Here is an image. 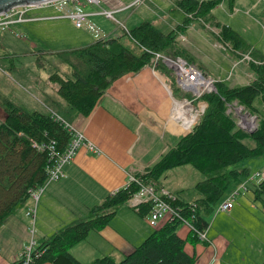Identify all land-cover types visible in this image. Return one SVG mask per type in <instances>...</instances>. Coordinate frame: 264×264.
<instances>
[{
    "label": "crops",
    "instance_id": "crops-1",
    "mask_svg": "<svg viewBox=\"0 0 264 264\" xmlns=\"http://www.w3.org/2000/svg\"><path fill=\"white\" fill-rule=\"evenodd\" d=\"M115 1L98 0V5L81 2L83 9L90 13L89 19L102 32L103 39L117 37L119 29L114 24L123 25L124 20H128L136 13L135 19L129 25L130 28L147 21L163 33L172 30L176 33V45L187 51L188 60L204 75L215 81L230 82L227 83L229 86L247 83L253 77L247 68V62L239 61L240 56L242 54H247L251 58L254 55L264 56V0H220L210 10V17L207 20H198L186 15L175 5V0H145L141 4L128 7L125 6L132 0H127L125 4ZM100 8L116 10L113 16L119 14L122 20H116L114 17L116 21H113L96 13ZM126 10L129 12L126 13ZM39 11L49 13L38 14ZM30 15L43 18L28 20L12 27V30L19 33L25 30L32 36L18 38L20 42L16 46L19 48V56L30 53L37 56L52 54L62 60L63 55L58 53L89 45L95 40L88 30L74 27L69 19L61 17L59 11L53 8L34 10ZM67 25L80 30L81 34H68L64 30ZM220 25L229 26L237 32L247 48L242 49L243 52L231 48L218 35ZM38 26H41L43 31L54 32L58 41L64 45L47 47L46 42L52 41L36 33L35 28ZM12 30L6 32L13 34ZM119 40L131 42L129 38ZM208 45L213 49L227 48L231 56L225 53L224 55L229 58L230 67L219 65L217 70L211 68L210 63L214 60L209 54ZM239 65H242V70L237 68ZM234 68H237L236 72ZM16 78L26 83V79L18 72ZM30 81L28 80V83ZM165 84L163 78L149 65H144L137 71L129 72L112 81L86 116L70 113L58 96L51 97L38 90L32 93L44 110V106L53 105L64 111L70 124L94 146L95 150L78 148L72 159L64 166V177L47 184L34 206L28 198L12 209L0 225V264H11L16 253L30 241H33L35 248L57 229L87 219L91 206L100 203L112 190L122 187L127 172L145 173L158 156L176 141L183 132L179 131L174 122L168 120L170 96ZM34 86L33 82L32 87ZM4 95L14 97L24 106L19 95L13 92V88ZM262 170L264 168L256 169L254 172ZM166 176L165 174L164 177ZM156 182L172 191L181 200H194L182 198L179 189L167 187L159 179ZM233 209L232 204L228 210L222 212L227 211L230 216ZM222 222L223 220L214 217L210 224L207 222V241H200L196 248L194 242H191V249H188V246L183 247L187 254L194 256L193 264H207L211 259L212 249L219 253L225 240L220 231ZM151 230L145 218L137 215L127 202H124L115 208L114 216L108 224L100 229L90 230L83 240L69 248V252L82 264H88L94 258L104 255L120 259ZM178 231L182 232L180 229ZM178 231L176 234L179 237L183 236V233L179 235ZM186 236L187 232L181 238ZM213 264H217V260Z\"/></svg>",
    "mask_w": 264,
    "mask_h": 264
},
{
    "label": "trees",
    "instance_id": "trees-1",
    "mask_svg": "<svg viewBox=\"0 0 264 264\" xmlns=\"http://www.w3.org/2000/svg\"><path fill=\"white\" fill-rule=\"evenodd\" d=\"M219 1L175 0V5L185 14L191 13L192 18L207 20L210 10ZM124 34L131 40L136 53L122 44L120 36L94 40L89 45L58 53L63 55L62 61L69 66L70 75L53 70L48 79L55 83L54 91L70 113L86 116L112 81L150 65L152 51L167 56L179 55L188 60L187 51L176 45V33L172 30L163 33L150 22L142 21L128 31L124 29ZM218 35L238 52L247 48L229 26L220 25ZM252 58L260 61L247 62L253 78L234 86L214 81L215 91L204 92L196 99L204 111L194 127L179 135L140 175L157 180L167 169L186 164L199 172L203 177L194 184L198 197L184 201L177 196L174 202L175 206L181 207V214L191 218L198 228L207 225L204 216H208L216 203L249 175L246 168H236L235 164L264 153V115L253 106L256 97L264 105V56ZM153 69L170 86L174 98L184 95L161 62L156 61ZM231 100L256 115L255 129L248 132L235 125L234 118L225 112V102ZM4 103L5 117L0 121V225L17 204L29 198L30 189L45 181L48 156L45 150L32 146V142L54 140L57 151L62 152L71 138V133L47 112L27 109L10 95L5 96ZM50 107L68 120L60 108ZM248 141L253 145L249 146ZM247 183L254 186L258 198L264 192V178L256 185L252 181ZM135 189L136 186L130 184L108 193L100 203L88 209L87 219L54 231L35 247L38 255L33 254L29 264H82L70 254L69 248L83 240L90 230L108 224L115 208L126 202ZM148 208V203H141L137 210H132L145 217ZM176 223V220L162 222L118 260L104 255L88 264H193L194 256L187 254L183 247L186 240H198L190 232L185 238L179 237L175 231ZM258 264H264V259Z\"/></svg>",
    "mask_w": 264,
    "mask_h": 264
},
{
    "label": "built area",
    "instance_id": "built-area-1",
    "mask_svg": "<svg viewBox=\"0 0 264 264\" xmlns=\"http://www.w3.org/2000/svg\"><path fill=\"white\" fill-rule=\"evenodd\" d=\"M144 1L145 0H132L131 3L125 7L130 5L135 6L143 3ZM81 2L98 5V0H52L44 3L7 9V11L0 14V33L11 31L15 24L23 23L28 20L42 19L43 17H34L29 14L34 10L53 8L59 11V15L61 17L69 19L74 27L88 30L95 40L103 39L100 29L89 19L90 13L83 9ZM115 11L116 10H105L100 8L96 13L101 14L110 20L116 21L113 16ZM186 15L192 18L191 13ZM195 19L200 20L199 18ZM12 31H14L13 34L16 37H21L19 32L15 30ZM240 58L254 63L260 62L258 60H254L247 54H242ZM156 61L161 62L167 69H169L175 85L181 92L184 93V95L180 98H174L171 96L170 86L165 84L166 90L170 96V108H174L177 103L181 105L182 117L179 118L175 124L179 129L184 128L185 132L189 131L190 127L195 124L199 116L204 111V107L198 104L196 99L204 92L215 91V87L213 85L215 80L204 75L193 63L179 55L167 56L160 52L152 51L149 65L150 68H153V64ZM44 107L53 120L60 123L71 133V138L62 152L57 151L54 140H49L46 143L32 142V146L36 149L46 151L49 161L45 167V181L37 188L29 190L28 197L32 201L33 206L47 184L58 181L64 177V166L72 159L78 148L83 147L90 151L95 150L94 146L86 140L83 135L78 132L61 114L50 106ZM225 112L234 118L235 125L238 128L244 131H251L255 129L257 122L256 116L248 113L247 110L235 100L225 102ZM140 175L141 173L127 172L122 185V188H125L130 184H134L136 186V189L130 193L126 200L131 209L137 210L139 204L148 203V212L144 218L151 228H156L162 222L167 220H176L177 222L184 223L187 227V231L194 235L198 241H207V225L203 228L195 226L192 223L191 218L185 217L181 214V207L174 205L177 196L172 191L159 185L156 180L149 177H141ZM263 178L264 170L250 173L248 180H242L236 184L226 197L215 205L213 212L217 213L228 210L232 205L231 198L238 195L241 190H246V184L248 181H252L253 184L256 185ZM117 189L112 190L110 193L115 192ZM193 205L194 204H192V206ZM33 245V241H30L22 250L16 253L12 262L16 264H29L32 260L33 254L38 255V252L34 251L35 248ZM214 261L215 260L211 258L207 264H213Z\"/></svg>",
    "mask_w": 264,
    "mask_h": 264
},
{
    "label": "rangeland",
    "instance_id": "rangeland-1",
    "mask_svg": "<svg viewBox=\"0 0 264 264\" xmlns=\"http://www.w3.org/2000/svg\"><path fill=\"white\" fill-rule=\"evenodd\" d=\"M124 1L125 2L116 0L115 3L125 4L128 2L127 0ZM125 12H129V10H126ZM48 13L49 12L47 11L38 12V14ZM135 16L136 13L128 20H124L123 25L114 24L116 28L119 29L116 36H120L121 39L129 38L126 34H124L123 29L128 31L134 27L132 26L130 28L129 25L135 19ZM114 17L116 20H122V17L119 14H115ZM39 23L45 22L39 21ZM64 30L68 34H81L80 30L72 29L69 25H67ZM35 31L40 35V37L46 36L47 38H50V41L52 42H46L47 47L51 48L54 46L57 47L64 45L62 42L58 41V37L52 31H43L41 30V26L35 28ZM21 34V37H16L14 34L9 32L0 33V121H2L5 117L4 94L11 91V88H13L14 93L19 95L18 97L27 109L45 111L42 106H39V102L35 99L32 93L36 92L35 90H38L40 93L44 92V94L51 97L57 96L52 88L55 87V83H52L48 79V75L53 70L70 75V68L61 60L59 56L52 54H40L37 56V54L31 55V53L19 56V48L16 44H18L20 42L19 40L22 38H32L31 34H27V31L25 30ZM101 35H103L102 32ZM121 42L131 52L136 53V48L133 47L132 42ZM208 51L214 60L210 63L211 68L217 70L219 69V65L226 68L230 67L231 62L229 61V58L224 55L225 53L228 54V56H231V53L227 48L221 47V49H213L208 45ZM239 61L246 60L240 58ZM11 63L12 68H10ZM237 68L240 70L243 69L242 65H239ZM237 68H234V72H236ZM17 72L26 79V83L21 82L16 78ZM222 74L224 75L223 72ZM244 79L246 78L244 77ZM28 80H31L30 83H28ZM33 82L35 84L34 87H32ZM253 106L258 110L260 115H264V105L258 97L253 100ZM247 143L249 146L253 145L251 141H248ZM234 167L246 168L249 174L254 172L256 169L261 170L264 168V153L258 156L249 157L244 161L235 164ZM165 174L167 175L166 177H164ZM202 177L203 176L199 172H197L190 165L186 164L172 167L169 170L167 169V171H165V173L158 179L163 181L167 187L179 189L178 191L182 198H185L186 200H193L198 197L194 188V183ZM246 186L248 187V190H241L238 195L231 198V203L233 204L234 209L230 216H228L229 213L227 211L214 213V209L208 216H204L207 219L208 224L211 223V220L214 217L223 220L220 224V231L223 233L225 240L222 243L219 253L216 252L215 249H212L211 252V258L217 260V264H258L264 259V192L260 193L258 198L257 193L254 191V186H252L251 183H247ZM243 193H246V195H243ZM179 229L182 232L178 231ZM175 231H178L179 235L183 233V236L181 237H184L185 233L188 232L186 225L182 222L176 223ZM193 244L196 248L197 245H200V241H194ZM190 245H192L191 241L186 240L184 248L188 246V249H191L192 246Z\"/></svg>",
    "mask_w": 264,
    "mask_h": 264
},
{
    "label": "water",
    "instance_id": "water-1",
    "mask_svg": "<svg viewBox=\"0 0 264 264\" xmlns=\"http://www.w3.org/2000/svg\"><path fill=\"white\" fill-rule=\"evenodd\" d=\"M52 0H0V14L7 11V9L14 8V7H21V6H29L38 3H44ZM194 127L192 125L190 130ZM250 132V131H248Z\"/></svg>",
    "mask_w": 264,
    "mask_h": 264
},
{
    "label": "bare ground",
    "instance_id": "bare-ground-1",
    "mask_svg": "<svg viewBox=\"0 0 264 264\" xmlns=\"http://www.w3.org/2000/svg\"><path fill=\"white\" fill-rule=\"evenodd\" d=\"M152 70H154L153 68H151ZM155 71V70H154ZM156 73V71H155ZM181 105L179 103L176 104V106L174 108H171L169 114H168V120L172 121V122H176L179 118L182 117V112H181ZM248 113H250L248 110H247ZM250 114H253V113H250ZM170 118V119H169ZM179 131L181 132H185V129L182 128V129H179ZM249 176V175H248ZM248 176L246 178L243 179V181H246L248 180Z\"/></svg>",
    "mask_w": 264,
    "mask_h": 264
}]
</instances>
